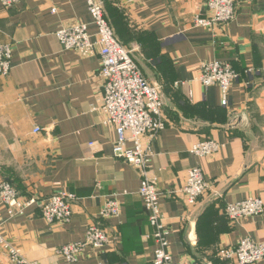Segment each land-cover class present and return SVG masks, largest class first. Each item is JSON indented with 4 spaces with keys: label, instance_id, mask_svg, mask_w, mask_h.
<instances>
[{
    "label": "crops",
    "instance_id": "1",
    "mask_svg": "<svg viewBox=\"0 0 264 264\" xmlns=\"http://www.w3.org/2000/svg\"><path fill=\"white\" fill-rule=\"evenodd\" d=\"M100 1L118 41L161 89L165 126L150 142L147 176L158 189L172 260L238 264L215 254L244 237L264 243V210L236 222L223 211L249 197L264 203V0H238L235 19L213 29L192 25L205 13L204 0ZM79 23L92 45L63 48L55 31ZM96 31L86 0L0 4V43L11 46V70L0 76V180L34 199L14 216L0 204V231L35 264H152L156 245L146 236L152 228L138 193L141 176L114 156L117 133L103 124L99 109ZM213 60L228 62L238 74L226 104L216 85L205 88L198 80L201 63ZM207 139L220 144L217 153L190 152ZM194 166L209 189L187 207L180 189ZM60 192L75 196L70 220L49 224L41 202ZM110 197L120 203V214L101 218ZM90 224L102 227L110 244L86 247L68 263L57 249L82 242ZM0 264H10L1 248Z\"/></svg>",
    "mask_w": 264,
    "mask_h": 264
},
{
    "label": "built area",
    "instance_id": "2",
    "mask_svg": "<svg viewBox=\"0 0 264 264\" xmlns=\"http://www.w3.org/2000/svg\"><path fill=\"white\" fill-rule=\"evenodd\" d=\"M20 0H0L6 8L12 7ZM114 4L121 2L133 4L140 0H111ZM204 15H195L192 25L206 29L224 27L237 15L238 0H204ZM88 12L97 28L96 41L100 58L98 76L102 81V98L99 109L104 114L103 124L112 125L117 133L113 145L114 156L123 159L134 167L141 176L138 193L142 198L147 222L152 228L150 235L156 248L152 264H210L204 261H173L167 239L168 230L163 222L159 205V194L154 179L147 176L150 157V142L164 129L162 115V96L160 87L146 79L133 58L130 50L124 47L115 37L112 28L104 17L100 0H86ZM52 12L55 9H51ZM55 35L63 48L82 50L92 43L84 23L61 27ZM11 46L0 43V76H7L11 70ZM238 74L228 62L213 60L200 65L198 80L207 88L216 85L223 104L228 102L229 89ZM39 127L33 129L34 133ZM126 143H131L127 147ZM220 150V144L213 139L197 142L190 147V152L198 157H210ZM209 189L202 169L194 166L187 170L180 193L187 207L194 206L197 199ZM75 196L67 192L55 193L45 198L40 205L41 217L49 224L68 223L71 217V203ZM34 203V199H25L6 179L0 180V204L6 208L9 216L21 214L25 208ZM264 210V203L256 197L226 204L225 216L236 222L259 215ZM120 214V203L110 197L105 199L99 211L101 218L117 217ZM110 244L109 236L102 227L88 225L82 242L68 243L57 249V252L68 263L76 260L78 254L86 247L100 249ZM0 248L6 251L10 264H35L27 261L5 239L0 231ZM216 257L221 260H236L238 264H257L264 260V243L249 237L241 238L235 247H222Z\"/></svg>",
    "mask_w": 264,
    "mask_h": 264
},
{
    "label": "trees",
    "instance_id": "3",
    "mask_svg": "<svg viewBox=\"0 0 264 264\" xmlns=\"http://www.w3.org/2000/svg\"><path fill=\"white\" fill-rule=\"evenodd\" d=\"M110 1H111V0H110ZM103 9H104V7H103ZM115 37H116V36H115ZM116 38H117V37H116ZM117 39H118V38H117ZM237 78H238V77H237ZM237 78H236V79H237ZM7 181H8V180H7Z\"/></svg>",
    "mask_w": 264,
    "mask_h": 264
}]
</instances>
